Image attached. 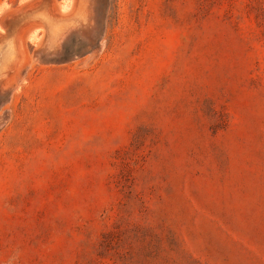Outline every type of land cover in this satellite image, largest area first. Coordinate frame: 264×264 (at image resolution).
I'll list each match as a JSON object with an SVG mask.
<instances>
[{"label":"rangeland","instance_id":"rangeland-1","mask_svg":"<svg viewBox=\"0 0 264 264\" xmlns=\"http://www.w3.org/2000/svg\"><path fill=\"white\" fill-rule=\"evenodd\" d=\"M35 10L63 28L0 74V264H264V0H0V39Z\"/></svg>","mask_w":264,"mask_h":264},{"label":"bare ground","instance_id":"bare-ground-1","mask_svg":"<svg viewBox=\"0 0 264 264\" xmlns=\"http://www.w3.org/2000/svg\"><path fill=\"white\" fill-rule=\"evenodd\" d=\"M76 8H77V6H76ZM40 10H42V9H40ZM43 13L44 14H41V13H39V10H37V11L35 10V11L31 12V15H29L28 18H26L24 21L28 22L29 20H32V21L33 20H38L40 22L41 26L44 29H46V31L48 32V35L55 34L56 32L62 30L63 27L60 29V27L57 24L58 22H60L59 21L60 18L59 19L49 18L48 14H45L44 11H43ZM80 13H81V11H80ZM83 13H85V12H83ZM76 17H78V13L75 14L74 18H71V19H74V23H77V21H80L82 19L81 18V19L78 20ZM63 21H61V23L65 24L66 21H64V22ZM61 26H62V24H61ZM15 30H14V32H15ZM15 55H16V40L13 39V43H12V38H5V39L1 40V43H0V71H1V74L4 71V69L6 68V66L14 59Z\"/></svg>","mask_w":264,"mask_h":264},{"label":"water","instance_id":"water-1","mask_svg":"<svg viewBox=\"0 0 264 264\" xmlns=\"http://www.w3.org/2000/svg\"><path fill=\"white\" fill-rule=\"evenodd\" d=\"M31 12L25 13V14H21L18 17H16L14 20L9 21L8 25H7L8 28L6 30V34H5V36H3L0 39V43H1V40L5 39V38H12L13 32L15 30V27L18 24H20L21 22H23L26 18H28V16L31 15ZM0 74H1V71H0ZM0 77H1V75H0Z\"/></svg>","mask_w":264,"mask_h":264}]
</instances>
